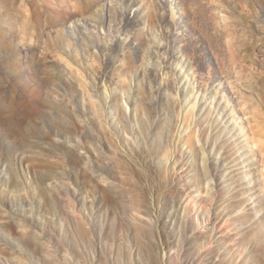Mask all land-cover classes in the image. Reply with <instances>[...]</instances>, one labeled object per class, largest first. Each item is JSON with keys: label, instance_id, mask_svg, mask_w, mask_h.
<instances>
[{"label": "rangeland", "instance_id": "374dc122", "mask_svg": "<svg viewBox=\"0 0 264 264\" xmlns=\"http://www.w3.org/2000/svg\"><path fill=\"white\" fill-rule=\"evenodd\" d=\"M0 264H264V0H0Z\"/></svg>", "mask_w": 264, "mask_h": 264}, {"label": "bare ground", "instance_id": "6f19581e", "mask_svg": "<svg viewBox=\"0 0 264 264\" xmlns=\"http://www.w3.org/2000/svg\"><path fill=\"white\" fill-rule=\"evenodd\" d=\"M218 138V136H216V138L215 139H217ZM155 147H154V151L155 152H157V148H159V146H161V142L160 141H157L156 143H155ZM159 145V146H158ZM225 148L227 149L228 148V151L229 152H231V153H237V149H238V146L237 145H233V144H226L225 143ZM156 154V153H155ZM192 156H193V158H192V168L193 169H195L196 170V172H195V176L194 177H192V180H191V182L192 183H194L196 186H200V184H202V185H204V181L206 180V178H208V173H207V168L205 167L206 165L204 164V161H205V156L202 154V164H201V161H199V155L197 154V152L194 150L193 152H192ZM204 156V157H203ZM151 157V156H150ZM149 160H147V159H144V161H143V164H145L146 166L145 167H147L148 168V170H152V167H151V165H149L148 162ZM154 161V160H153ZM153 165V164H152ZM155 165V168L156 169H160L161 168V166H160V164L159 163H157V164H154ZM149 167H151V169L149 168ZM221 167V163H220V165H219V167L218 168H220ZM147 168H146V170H147ZM153 171H155V170H153ZM218 177L216 176V182L218 181L219 182V178H220V181H221V177H222V174H223V172H222V170L220 169H218ZM150 172V171H149ZM243 176V175H242ZM150 177V176H149ZM146 178V177H145ZM218 178V179H217ZM170 179V178H169ZM153 180V179H152ZM223 181H225L224 180V178L222 177V183H223ZM253 185L254 184H252V182H251V184H249L248 183V185L246 186V189H250V198L252 199L251 201V208H250V210L253 212V213H255L256 211H257V207H256V201L259 199V196H258V194H257V191L253 188ZM208 197V196H207ZM210 197V196H209ZM209 200V199H208ZM195 204V203H194ZM188 212V211H187ZM180 214V216H181V218H182V220H184L185 222H186V220H188V218L186 217L187 216V214L188 213H186V211L185 212H180L179 213ZM183 221V222H184ZM183 224V223H182ZM181 238H183V237H181ZM183 240V239H182ZM181 242V241H180Z\"/></svg>", "mask_w": 264, "mask_h": 264}]
</instances>
